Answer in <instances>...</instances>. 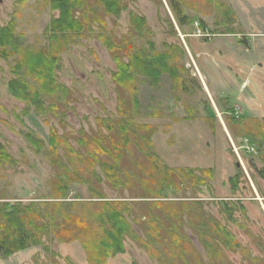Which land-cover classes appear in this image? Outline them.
<instances>
[{"label":"rangeland","instance_id":"obj_1","mask_svg":"<svg viewBox=\"0 0 264 264\" xmlns=\"http://www.w3.org/2000/svg\"><path fill=\"white\" fill-rule=\"evenodd\" d=\"M87 1L96 4L95 0ZM171 2L181 9L186 25L179 24ZM120 3L124 10L118 17L105 15L100 6L99 15L105 26L91 24V33L75 39L59 55L56 82L67 88L70 97L56 117L50 113L38 116L31 107L11 97L8 83L14 78V59L0 58V150L4 149L15 162L0 167V201L31 203L38 214H45L42 203L52 202L54 181L63 179V171L52 165L48 155L50 133L55 131L78 150L77 140L106 136L101 120H120L119 109L133 106L134 94L138 109L131 114L127 110L134 119L130 127L147 125L156 131L149 149L142 142L137 147L130 145L124 159L128 170L136 166V161L146 160L148 151L166 166L190 168L196 176H202L200 170H212L213 176L204 179L205 186H197L186 178L180 190L166 193L168 200L193 201L205 220L215 219L233 235L239 248L230 249L229 244L213 246L218 252V256H211L213 264H264V177L260 175L264 171V145L260 147L257 138H244L245 132L260 135L264 127V0ZM131 13L143 20L141 37L131 26ZM57 17L58 12L51 11L46 0H0V26L13 21L19 41L35 49L47 48L50 34L45 29ZM101 37L115 47L124 48L129 43L131 50L110 51ZM147 41L153 43L157 52H168L175 58V75L179 79L176 81L175 76L172 80L163 72L158 83L152 84L148 76L135 74L132 93L119 89L113 80L118 69L115 58L127 62L130 53L148 49ZM24 110H28L26 115ZM29 132L43 143L45 148L40 153H35L26 141L25 134ZM63 152L65 147L61 146L59 162L68 166ZM99 158L104 159L101 155ZM95 170L99 173L97 164ZM138 174L136 169L131 174L136 180L122 175L115 188L103 177L96 189L106 201L131 202L133 213L128 220L140 238L146 240L139 224L151 211L143 206L149 200L132 197L143 195L154 186L142 185L146 177L141 179ZM235 177L237 190L233 191L230 179ZM125 179L130 181L126 184ZM89 190L88 185L72 183L62 201L66 206L98 202ZM225 203L236 208L232 220L222 212ZM80 208L76 206L74 212L67 208V212L78 216ZM135 216L139 223L133 222ZM182 219L181 235L209 264L211 259L195 226L185 215ZM42 241L48 251L42 246L31 247L0 258V264H87L79 242L59 243L52 234L43 236ZM123 243L124 253L108 258L105 264H173L163 254L162 245L157 246L160 258L152 259L131 239L125 238Z\"/></svg>","mask_w":264,"mask_h":264},{"label":"trees","instance_id":"obj_2","mask_svg":"<svg viewBox=\"0 0 264 264\" xmlns=\"http://www.w3.org/2000/svg\"><path fill=\"white\" fill-rule=\"evenodd\" d=\"M23 1L21 0V2ZM46 1L49 3L51 11L58 12V17L52 18L45 29L50 34L47 48L35 49L21 43L20 35L15 32L14 22L10 21L7 25L0 26V58L5 61L11 57L14 59L12 67L14 78L8 83V92L11 97L23 102L26 107H31L38 116L50 113L56 117L63 103L67 102L70 97L67 88L56 82L55 73L60 68L59 55L75 39L83 38L87 33H91V24L98 23L101 27L105 26L99 15L100 6L105 15L114 17H118L124 7L120 0H95L94 6L87 0ZM173 7L179 24L186 25L187 19L181 9L176 5ZM77 12L78 16L76 17ZM131 17V26L137 36L141 37L144 34L143 20L132 13ZM200 24L203 28L202 22ZM230 32L229 34H234ZM102 39L103 44L107 45L110 51L119 48L125 53L131 50L129 43L124 48H120L109 43L108 39ZM146 44L148 49L130 53L127 62L115 58L118 69L113 75V80L119 89H125L132 93L133 90L130 88L134 83L135 74L148 76L152 80V84L158 83L160 74L163 72L169 74L172 80L176 76L175 58L168 52H157L150 41H147ZM181 70H183L182 67ZM177 78L176 76V81L179 79ZM132 100L133 106L125 107L124 110L119 109L121 117L124 119L101 120L106 136L77 140L78 150L72 148L55 131L50 133L48 155L52 165L58 166L63 171V174H60L63 176V181H54L52 202L42 203L45 211L43 215L38 214L31 203L16 202L11 204L0 201V258L10 257L35 246H42L45 251H48L42 238L52 234L59 243L79 242L86 254L87 264H105L108 258L123 254L125 238L138 243L152 259L160 258L161 254L158 253L157 246L162 245L163 254H167L168 259L173 260V264H205L189 240L184 234L181 235L179 224L183 220V215L187 217L191 225L195 226L198 239L207 249L210 259L213 255L218 256V252L213 246L222 244L226 247L229 244L230 249L239 248V244L225 226L215 219H204L195 208V205L198 204L193 201V203L171 201L166 196L170 190H180L186 178H190L192 183L196 182L197 186H205L204 179L206 176H213L212 170H200L202 176H196L193 169L166 166L161 159L152 152L151 155L149 151L146 160L136 161V168L132 167L128 170L125 166L124 159L129 154L130 145L137 147L142 142L149 149L151 137L156 131V128L147 125L137 124L130 127L134 119L128 114H131L132 110L138 109V102L134 94ZM27 113L28 110H24L23 114ZM262 128L263 131L260 135L253 136L249 132H245L244 138L259 139L261 143L259 146L262 147L264 145V127ZM25 139L35 153H40L41 149L45 148L43 143L30 132L25 134ZM61 146L65 147V153L63 152L62 156L65 154L68 157V166L59 162L58 149ZM100 155L104 159L99 160ZM14 164L12 158L1 148L0 167ZM96 164L99 173L95 170ZM134 169L139 172L138 175L141 179L146 177L143 180L145 183L138 179L139 183L154 186L153 190L132 197L149 200L144 202L145 204L143 203L147 211L151 210L143 216V221L140 222L136 216L133 218L134 223L140 222L139 225L143 227L142 231L148 237L146 240L140 238L133 229L132 222L128 220L129 215L133 213L131 202L106 201L102 192L96 189V185L102 182L103 177L114 188L122 175H125L127 179H135L131 175L134 173ZM260 175L264 177V171H260ZM237 178L230 179L233 191L237 190ZM127 179H125L126 184L130 181ZM72 183L88 185L92 199L99 201L89 204L74 202L66 206L62 200L66 199L68 185ZM76 206H81V215H69L67 208L74 212ZM222 207L226 218L232 220V213L236 208L228 207L227 203L222 204ZM153 210L156 211V214H152ZM151 216L156 217L151 218ZM213 262L211 259L209 264H213Z\"/></svg>","mask_w":264,"mask_h":264}]
</instances>
